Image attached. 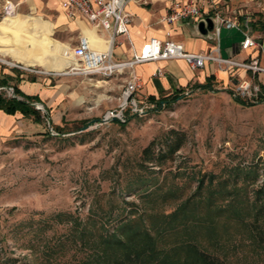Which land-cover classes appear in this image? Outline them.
Masks as SVG:
<instances>
[{
  "label": "rangeland",
  "instance_id": "obj_1",
  "mask_svg": "<svg viewBox=\"0 0 264 264\" xmlns=\"http://www.w3.org/2000/svg\"><path fill=\"white\" fill-rule=\"evenodd\" d=\"M42 13L31 0H0V95H37L39 114L0 125V264H113L128 245L104 240L130 220L157 260L192 244L226 264H264V101L189 87L169 103L137 91L141 111L122 108L129 69L65 73L71 52L43 46ZM21 80L42 83L40 96ZM113 115L120 121H101ZM172 132L180 148L156 159Z\"/></svg>",
  "mask_w": 264,
  "mask_h": 264
},
{
  "label": "crops",
  "instance_id": "obj_2",
  "mask_svg": "<svg viewBox=\"0 0 264 264\" xmlns=\"http://www.w3.org/2000/svg\"><path fill=\"white\" fill-rule=\"evenodd\" d=\"M34 6L46 9L42 13V42L49 52L58 53L64 50L71 52V47L76 44L80 35L88 37L92 48L104 50L107 48V35L99 33L83 16L76 14L68 17L61 6V0H31ZM171 0H151L147 5L130 3L129 11L133 14V20L129 25L126 35L120 36L113 47V59L116 61L128 60L138 53L143 44L150 38H166V31L170 32L169 39L180 42L189 52H208L215 45V39L210 35H198L191 23L177 21L166 24L161 21L167 12ZM216 7L208 8L213 13L219 10L221 14L230 16L235 22L234 28L221 30L224 37L219 41V55L222 58L234 61H248L256 58L258 65L264 67V0H218ZM48 9H53L49 13ZM28 16V15H24ZM36 16V15H35ZM33 18V16H31ZM190 26L192 28H190ZM186 30L188 37L182 38L181 33ZM58 34L55 39L52 35ZM246 34H250L260 42L257 49H241L240 42ZM72 58V57H71ZM50 61V60H49ZM69 66V64H68ZM157 69H162L163 74L153 75ZM133 71L139 75L142 87V97L160 98L168 96L182 89L192 88L195 84L208 82L212 88L227 89L234 95L236 85L242 80H250L260 87V96L264 98V72H253L237 66L219 67L217 63L208 61L202 68L192 69L182 59L153 60L138 63ZM11 74L9 71H7ZM19 88L26 94H38L40 96L44 85L39 82H27L21 80ZM257 101V100H256ZM7 115L0 110V125L6 120ZM7 121V120H6ZM1 130V126H0Z\"/></svg>",
  "mask_w": 264,
  "mask_h": 264
},
{
  "label": "built area",
  "instance_id": "obj_3",
  "mask_svg": "<svg viewBox=\"0 0 264 264\" xmlns=\"http://www.w3.org/2000/svg\"><path fill=\"white\" fill-rule=\"evenodd\" d=\"M218 0H171L167 12L162 16L161 21L166 24H173L177 21L191 23L195 33L199 32V22H204L210 18L213 23L212 30L205 35H210L215 39L214 47L208 52H189L186 51L180 42L169 39L170 32L166 31L165 39L157 37L150 38L142 45L138 53L131 59L116 61L113 59L112 51L118 37L126 35L129 25L133 20V14L129 11L130 3L147 5L151 0H61V6L68 17L79 14L86 18L92 28L99 33H106L108 46L104 50L92 48L89 39L85 35H80L76 44L71 47V55L74 62H71L65 73L72 74H100L111 76L122 73L124 69H129L128 78L125 81L122 100V108L128 106L133 112L141 111L134 94L141 89L142 81L139 75L133 71V67L138 63L153 60L182 59L190 68H202L208 61L215 62L219 67L237 66L253 72H264V67L258 65L257 59L252 58L248 61H234L222 58L219 55V41L222 28H234L235 22L230 16L221 14L219 10L213 13L208 12L206 7H216ZM260 42L250 34H246L240 42L241 49H257ZM163 74L162 69H157L155 75ZM260 87L257 83L250 80H242L235 89L234 95L242 98L259 99Z\"/></svg>",
  "mask_w": 264,
  "mask_h": 264
},
{
  "label": "trees",
  "instance_id": "obj_4",
  "mask_svg": "<svg viewBox=\"0 0 264 264\" xmlns=\"http://www.w3.org/2000/svg\"><path fill=\"white\" fill-rule=\"evenodd\" d=\"M9 76H0V85L7 83ZM193 88H201L204 90H213L210 83L205 82L202 84H195ZM15 92L20 94L19 89L15 88ZM22 94V92H21ZM23 95V94H22ZM24 99H18L16 97L6 98L0 95V110L6 114H15L16 112L21 113L23 116L36 115L38 117V111L34 109L29 103L33 99H38L37 95H23ZM183 96L182 89H179L177 92L170 94L168 96L160 97L158 103H169L177 100ZM257 100V102L264 101L263 96ZM149 100H153L154 97H149ZM232 99L241 105L249 106L253 105L256 102L248 101L246 99H242L236 96H233ZM136 114V113H135ZM133 114V115H135ZM35 117V116H34ZM129 117L126 118L124 122L127 121ZM36 119V118H35ZM39 120V117L36 119ZM119 122L120 120H115ZM57 130L60 129V126L55 127ZM182 144V138L179 134H173L170 144L166 143L167 148L159 152L155 158L163 157L164 153L173 154L175 153ZM148 146L145 149V155L147 151H149ZM147 156V155H146ZM147 159H154V156H148ZM202 183V179L200 184ZM211 197V195H210ZM118 234L125 237V240L121 238L117 233L113 232L110 237L106 238L104 241L106 244L113 246H127L128 250L124 253V257L122 259H115L113 264H138L142 261H154V264H226L223 260L214 256L210 253H207L203 250L198 249L195 245H178L172 247V254L169 259L162 257L161 260H157L153 256V252L151 249L152 240H150L147 229L140 223L135 222V220L130 221H121L117 225ZM257 237L259 240L263 241V233L260 229L256 228ZM148 238V239H147ZM140 241L141 244L137 246L134 242ZM131 244V245H130ZM169 256V255H168ZM143 263V262H142Z\"/></svg>",
  "mask_w": 264,
  "mask_h": 264
},
{
  "label": "water",
  "instance_id": "obj_5",
  "mask_svg": "<svg viewBox=\"0 0 264 264\" xmlns=\"http://www.w3.org/2000/svg\"><path fill=\"white\" fill-rule=\"evenodd\" d=\"M206 23L207 25L205 26L204 22H199L198 24V29H199V32L201 34H206L208 31L212 30L213 28V23H212V20L210 18H206ZM37 108H40V109H44V105L43 104H40V106H37ZM45 110V109H44ZM116 120V119H119V117L117 115H113V116H106L103 120V122L105 121H108V120ZM89 124H85L83 125L82 127V130L86 129L88 127Z\"/></svg>",
  "mask_w": 264,
  "mask_h": 264
},
{
  "label": "bare ground",
  "instance_id": "obj_6",
  "mask_svg": "<svg viewBox=\"0 0 264 264\" xmlns=\"http://www.w3.org/2000/svg\"><path fill=\"white\" fill-rule=\"evenodd\" d=\"M71 56H72V55H71ZM72 60H73V62L75 61L73 57H72Z\"/></svg>",
  "mask_w": 264,
  "mask_h": 264
}]
</instances>
